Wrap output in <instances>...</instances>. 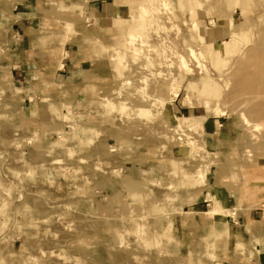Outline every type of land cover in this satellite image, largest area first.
I'll return each mask as SVG.
<instances>
[{
    "label": "rangeland",
    "instance_id": "1",
    "mask_svg": "<svg viewBox=\"0 0 264 264\" xmlns=\"http://www.w3.org/2000/svg\"><path fill=\"white\" fill-rule=\"evenodd\" d=\"M0 264H264V0H0Z\"/></svg>",
    "mask_w": 264,
    "mask_h": 264
},
{
    "label": "crops",
    "instance_id": "2",
    "mask_svg": "<svg viewBox=\"0 0 264 264\" xmlns=\"http://www.w3.org/2000/svg\"><path fill=\"white\" fill-rule=\"evenodd\" d=\"M217 201V200H216ZM217 209L219 210V212L221 211V208H220V205H219V202L217 201ZM212 215H216V214H212Z\"/></svg>",
    "mask_w": 264,
    "mask_h": 264
},
{
    "label": "bare ground",
    "instance_id": "3",
    "mask_svg": "<svg viewBox=\"0 0 264 264\" xmlns=\"http://www.w3.org/2000/svg\"><path fill=\"white\" fill-rule=\"evenodd\" d=\"M213 213H215V211H213Z\"/></svg>",
    "mask_w": 264,
    "mask_h": 264
}]
</instances>
